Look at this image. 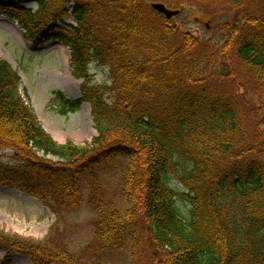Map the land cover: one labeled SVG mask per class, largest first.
Instances as JSON below:
<instances>
[{"label":"trees","instance_id":"16d2710c","mask_svg":"<svg viewBox=\"0 0 264 264\" xmlns=\"http://www.w3.org/2000/svg\"><path fill=\"white\" fill-rule=\"evenodd\" d=\"M31 1L35 10L0 0V13L27 43L67 48L81 96L57 93L59 112L88 103L96 136L82 146L54 141L25 101L19 73L0 59V153L10 154L0 158V185L60 217L79 209L86 180L96 217L89 264L124 251L135 264H264V0L206 41L149 4L245 8L248 0ZM90 65L108 68L110 83L93 84ZM178 161L180 194L168 185ZM104 174L116 177L124 208L103 191ZM6 246L32 264H88L47 242Z\"/></svg>","mask_w":264,"mask_h":264},{"label":"rangeland","instance_id":"374dc122","mask_svg":"<svg viewBox=\"0 0 264 264\" xmlns=\"http://www.w3.org/2000/svg\"><path fill=\"white\" fill-rule=\"evenodd\" d=\"M258 3L259 0H248L245 8H240L232 1L217 4L207 2L199 6L186 4L181 8L180 14L169 23L200 40H212L220 35L225 23H234L245 13L257 14ZM20 5L36 9V4L31 0H23ZM58 46H61L60 51ZM0 59L10 63L19 72L21 91L27 103L54 141L59 144L68 141L82 146L96 136L88 103L83 102L74 113L62 115L59 112L57 93L77 99L80 97L79 87L82 83L71 76L69 52L65 47L51 41L39 46L27 43L16 23L0 13ZM89 73L93 84L110 83L106 67L90 65ZM246 97L251 104H257L258 100L253 92H249ZM9 155L8 151H4L0 153V158L7 161L10 159ZM183 167L184 162L178 161L175 171L168 175L169 187L179 194L184 192L178 179ZM101 180L106 196L119 209L124 208L116 177L104 174L101 175ZM88 193L89 186L85 180L81 188L83 202L79 209L62 212L57 217L38 200L25 197L16 189L0 186V264H30L27 258L19 255L10 256L8 260L7 255L11 253L6 251V244L17 239L41 243L47 241L55 249L64 248L81 261L93 263L97 259L94 244L96 217L85 204ZM176 206L185 214L188 211V204L180 198L176 200ZM101 260L103 264H135L126 251L105 254V257L101 255Z\"/></svg>","mask_w":264,"mask_h":264},{"label":"water","instance_id":"95a60500","mask_svg":"<svg viewBox=\"0 0 264 264\" xmlns=\"http://www.w3.org/2000/svg\"><path fill=\"white\" fill-rule=\"evenodd\" d=\"M150 7L157 13L163 15L166 19H171L173 16H176L178 11H171L165 7V5L161 3H153Z\"/></svg>","mask_w":264,"mask_h":264},{"label":"bare ground","instance_id":"6f19581e","mask_svg":"<svg viewBox=\"0 0 264 264\" xmlns=\"http://www.w3.org/2000/svg\"><path fill=\"white\" fill-rule=\"evenodd\" d=\"M12 27H13L14 30L17 32V29H16L14 26H12ZM57 49L60 51V50H61V46H58ZM63 58H64L65 61H67L66 57H63Z\"/></svg>","mask_w":264,"mask_h":264}]
</instances>
